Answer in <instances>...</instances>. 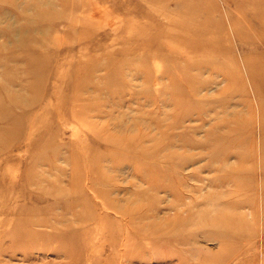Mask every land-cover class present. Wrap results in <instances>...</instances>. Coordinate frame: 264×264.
Here are the masks:
<instances>
[{"label": "rangeland", "instance_id": "rangeland-1", "mask_svg": "<svg viewBox=\"0 0 264 264\" xmlns=\"http://www.w3.org/2000/svg\"><path fill=\"white\" fill-rule=\"evenodd\" d=\"M0 264H264V0H0Z\"/></svg>", "mask_w": 264, "mask_h": 264}, {"label": "bare ground", "instance_id": "bare-ground-1", "mask_svg": "<svg viewBox=\"0 0 264 264\" xmlns=\"http://www.w3.org/2000/svg\"><path fill=\"white\" fill-rule=\"evenodd\" d=\"M222 223V222H221Z\"/></svg>", "mask_w": 264, "mask_h": 264}]
</instances>
